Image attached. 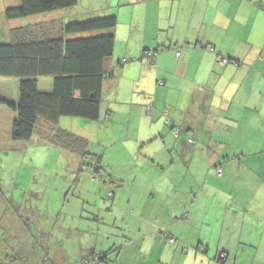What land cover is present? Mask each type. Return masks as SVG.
<instances>
[{
	"label": "crops",
	"instance_id": "obj_1",
	"mask_svg": "<svg viewBox=\"0 0 264 264\" xmlns=\"http://www.w3.org/2000/svg\"><path fill=\"white\" fill-rule=\"evenodd\" d=\"M8 1L0 0L2 20L6 8L20 2ZM165 1L172 7L192 3V9L187 14L177 11L155 16L151 22L135 7L150 0L119 3L115 7L119 12L101 5V0H95V5L79 0L72 9L81 19L120 14L121 8L131 7L133 17L129 15V24L124 21V28L134 45L127 44L123 52L127 57L118 59L121 68L112 63L100 119L77 117L80 119L61 121L62 127L95 140L91 132L100 134L110 124L128 119L127 124H121L134 126L130 153L123 154L115 141L98 136L102 149L94 154L99 156V172L113 179L112 172L117 169L121 179L131 166L136 168L131 175L133 184L142 175L150 179L149 185L144 183L146 198L124 208L125 215L134 219L132 226L123 218L126 230L133 229V240H122L126 249H118L114 258L115 248L95 250V255L112 250L111 261L95 262L124 264V256L132 264H264V26L258 25V18H264V0ZM4 23L9 35L13 27L22 25L18 19ZM123 59L127 61L121 64ZM160 80L164 83L159 84ZM40 84L49 90L53 80L43 77ZM15 90L14 100L18 84ZM1 109L8 119L6 139L0 143L2 158L21 143L12 138L16 113ZM174 128L180 129L178 135ZM43 146L53 149L51 164L80 160L70 150ZM109 150L121 156L113 160ZM120 179H115L116 191H125ZM74 200L69 202L77 213ZM32 208L40 211L42 206ZM54 209L52 217L59 213ZM70 222L72 231L89 232L91 221H83L86 225L81 220ZM46 234L42 227L40 239ZM44 241L42 257L48 258L53 246L47 238ZM12 244L13 249L0 237V264L22 254L24 243L16 238ZM73 244L79 258L85 256L89 248L83 236Z\"/></svg>",
	"mask_w": 264,
	"mask_h": 264
},
{
	"label": "rangeland",
	"instance_id": "obj_2",
	"mask_svg": "<svg viewBox=\"0 0 264 264\" xmlns=\"http://www.w3.org/2000/svg\"><path fill=\"white\" fill-rule=\"evenodd\" d=\"M84 1L87 4L92 2L95 5V0ZM158 1L162 4L159 5ZM8 2L5 3L8 4ZM126 2L127 0H101V5L108 4L117 10L115 7L119 3ZM135 7H137V12L145 14L146 18L151 22V19L155 16L165 17L170 13L175 14L177 11L187 14L192 9V3H184L172 7L165 0H150L149 4L142 3ZM199 7L200 5L197 8ZM72 9H59L29 15L18 18V21L22 22L21 24H31L56 20L64 24L78 20L73 15ZM131 11L132 8L129 7L127 10L121 8L120 14L115 13L119 16V32L116 33V27V49L111 62L115 67L119 68L121 66L118 59L127 57V55L123 54L127 44L134 45L128 38L127 29L124 28V21L128 22V24L131 22V17H133ZM116 12H119V10ZM92 16L100 17L106 16V14H93L83 18H93ZM2 18L5 21H9L5 16ZM258 19V25L264 26V18L259 17ZM4 20L0 19V43L10 41V35L4 32L7 28ZM104 32H109V30H104ZM16 86V78H8L5 81L0 80V96H6V98L11 100L12 96L17 92L15 90ZM104 98L102 97V100ZM2 107L8 109L7 106L0 104V143L6 139L8 125V119L2 116ZM70 119L80 118L65 117L62 121ZM122 120L120 123L110 124L100 134L96 131H88L96 138L95 140L92 138L88 140V151L94 154L102 149L98 141V136H100L115 141V147L119 146L123 154L130 153L131 147L128 144L130 143V134L133 132L132 128L134 126L122 125L121 123L123 122L127 124L128 119ZM59 125L61 126L62 122ZM108 131H111L112 134L109 135ZM81 132L87 136L86 131L83 130ZM36 137L37 134L31 140L16 141L21 143L19 148H12V154L0 157V237L4 239V244L11 249H13L12 243L16 241V238H19L24 243L22 245L23 248H21V255L7 257V261L2 264H48L49 261L50 264H82L86 260L89 261L87 264H97L94 256L100 257L103 253L100 252L95 255L94 251L106 250L111 247L115 248L114 258L116 252L118 253L124 245L122 240L128 242L133 240V229L126 230L123 218H126V221L132 226L135 225L132 222L134 219L129 215H125L127 209L124 208H130L132 202L135 205L143 197L146 198L147 191H143V189H145L144 183L149 185V176L141 174L143 177L133 184L131 175L136 168L129 166L124 170V173L126 172L127 174L123 178L120 179L118 177L119 173L116 169L112 172L113 179H110L108 173L95 170L96 163L91 155L80 156L78 163L75 158L70 160L68 164L62 160L57 165L51 164L53 149L43 146L46 145L45 142L43 143L40 137V139L37 138L36 140ZM114 152L115 150L113 153L109 150V155L113 160L121 156L116 157ZM79 166H81L82 171L79 170ZM55 167L56 169H54ZM116 178L124 183L125 191H116V186L118 185ZM107 179L109 180L108 182H106ZM114 193L115 197L113 198ZM71 199H75L77 213L73 210L72 203L69 202ZM21 205L24 206L23 210L20 208ZM36 205L42 206L40 211L37 208H32V206ZM48 205L49 208H47ZM114 206L117 208L112 211ZM54 208H57L59 213L52 217ZM81 210L83 211L81 212ZM73 214L76 215L74 216ZM78 214L85 219L79 218ZM72 220H74V223L81 220L85 225L86 222L83 221H91L89 232L83 234V232L72 231L70 228V221ZM42 227L47 229V234L41 240ZM110 234L111 238L109 239L108 236ZM82 236L85 247L89 249L85 251V256L79 258L80 252L75 249L73 243H76ZM96 237L97 242H95ZM45 238L53 246V254L48 258L42 257ZM118 249L120 250L118 251ZM125 249L123 247V251ZM58 253L60 254L58 255ZM121 261L124 264H132V261L127 262L124 256L121 257Z\"/></svg>",
	"mask_w": 264,
	"mask_h": 264
},
{
	"label": "trees",
	"instance_id": "obj_3",
	"mask_svg": "<svg viewBox=\"0 0 264 264\" xmlns=\"http://www.w3.org/2000/svg\"><path fill=\"white\" fill-rule=\"evenodd\" d=\"M78 1L20 0L6 8L5 16L12 20L73 8ZM117 25L118 17L111 13L64 24L56 20L22 24L10 30V41L0 43V78L17 79L18 97L10 100L0 96V104L16 113L12 124L15 141L31 140L37 134L47 145L79 156L91 155L99 172V156L88 151L89 141L59 124L65 117L100 119L105 81L113 69ZM43 77L53 80L51 89L42 87ZM176 129L180 133L179 128L173 132ZM111 252L95 260L109 262Z\"/></svg>",
	"mask_w": 264,
	"mask_h": 264
},
{
	"label": "built area",
	"instance_id": "obj_4",
	"mask_svg": "<svg viewBox=\"0 0 264 264\" xmlns=\"http://www.w3.org/2000/svg\"><path fill=\"white\" fill-rule=\"evenodd\" d=\"M226 60H227V59H224V61H226ZM174 134H175V135H178V134H179V130L176 129V130L174 131ZM188 140H189V141H194L193 137H189ZM219 173H221V170H220V169H219ZM171 240H173V239H171ZM222 256H223V258H224L225 255H222Z\"/></svg>",
	"mask_w": 264,
	"mask_h": 264
}]
</instances>
